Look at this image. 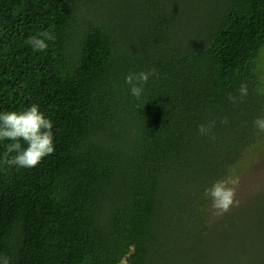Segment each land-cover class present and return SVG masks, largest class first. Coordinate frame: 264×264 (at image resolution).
<instances>
[{
  "label": "trees",
  "instance_id": "1",
  "mask_svg": "<svg viewBox=\"0 0 264 264\" xmlns=\"http://www.w3.org/2000/svg\"><path fill=\"white\" fill-rule=\"evenodd\" d=\"M263 49L264 0H0V112L38 105L55 146L18 169L0 141V264H264V233L207 255L237 219L204 196L263 143Z\"/></svg>",
  "mask_w": 264,
  "mask_h": 264
},
{
  "label": "clouds",
  "instance_id": "2",
  "mask_svg": "<svg viewBox=\"0 0 264 264\" xmlns=\"http://www.w3.org/2000/svg\"><path fill=\"white\" fill-rule=\"evenodd\" d=\"M48 40H55V35L50 31L39 33L37 36H31L26 41L34 51H46ZM155 69L148 72L130 73L125 77V83L130 86L131 95L139 100L144 92V86L148 83L150 77L154 76ZM239 98L242 101L248 94L246 84H241L239 89ZM228 99L235 102L237 97L229 94ZM227 124V118L221 121ZM254 127L260 132H264V117H258L253 121ZM53 121L46 118L36 104L31 105L24 111L0 112V141H11L6 144L3 164L9 168L18 169L35 168L42 160L55 152ZM215 126V121L208 126L201 124L198 131L201 135H207ZM27 146H22L21 142ZM14 153V155H13ZM239 178H222L215 181L211 187L206 188L204 196L211 200V207L214 216H223L231 210L233 206H239L236 199ZM3 264H9V258L3 257Z\"/></svg>",
  "mask_w": 264,
  "mask_h": 264
},
{
  "label": "rangeland",
  "instance_id": "3",
  "mask_svg": "<svg viewBox=\"0 0 264 264\" xmlns=\"http://www.w3.org/2000/svg\"><path fill=\"white\" fill-rule=\"evenodd\" d=\"M258 68L257 75L262 83L260 91L264 94V49L260 55ZM230 177L239 178L236 199L239 201V204L245 202L238 207L233 206L229 212L223 215L228 216L231 214L237 219L232 228L233 231H230L235 234L236 243L230 237H226L223 241L214 245L216 251L210 250V254L207 255H212L211 253L217 251L226 255V253H222L224 250L231 252L236 248L256 247L255 242H261L260 236L264 233V225H262L264 223V192L259 199H250V196L255 194L256 192H253L256 190L260 189L259 191H264V137L263 143L258 148L252 149L244 155L241 164L237 165ZM244 193L245 196L242 197ZM249 199L250 201L248 202ZM258 207H261L263 210L259 211ZM219 217L213 215L211 200L208 201L206 205V219L210 222H216L219 221ZM261 218H263V222L260 221ZM212 259L213 256L210 257V260Z\"/></svg>",
  "mask_w": 264,
  "mask_h": 264
}]
</instances>
